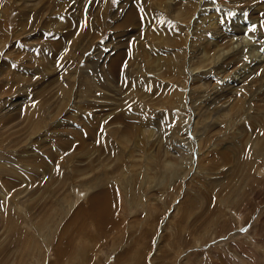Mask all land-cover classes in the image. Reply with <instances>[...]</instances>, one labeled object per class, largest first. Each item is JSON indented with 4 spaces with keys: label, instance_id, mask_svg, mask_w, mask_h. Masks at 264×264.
Masks as SVG:
<instances>
[{
    "label": "rangeland",
    "instance_id": "374dc122",
    "mask_svg": "<svg viewBox=\"0 0 264 264\" xmlns=\"http://www.w3.org/2000/svg\"><path fill=\"white\" fill-rule=\"evenodd\" d=\"M0 264H264V0H0Z\"/></svg>",
    "mask_w": 264,
    "mask_h": 264
},
{
    "label": "bare ground",
    "instance_id": "6f19581e",
    "mask_svg": "<svg viewBox=\"0 0 264 264\" xmlns=\"http://www.w3.org/2000/svg\"><path fill=\"white\" fill-rule=\"evenodd\" d=\"M242 60V59H241ZM200 79V78H199ZM95 197H98V196H95ZM99 197H101V196H99ZM93 198V197H92ZM91 199V198H90ZM100 199V198H99ZM100 202V201H99ZM101 206V205H100ZM99 208V207H98ZM102 225V224H101Z\"/></svg>",
    "mask_w": 264,
    "mask_h": 264
},
{
    "label": "snow or ice",
    "instance_id": "6c2138e0",
    "mask_svg": "<svg viewBox=\"0 0 264 264\" xmlns=\"http://www.w3.org/2000/svg\"><path fill=\"white\" fill-rule=\"evenodd\" d=\"M252 31H255L256 29L255 28H253V29H251Z\"/></svg>",
    "mask_w": 264,
    "mask_h": 264
}]
</instances>
